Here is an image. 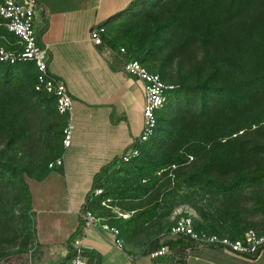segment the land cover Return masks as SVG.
<instances>
[{"label":"trees","instance_id":"16d2710c","mask_svg":"<svg viewBox=\"0 0 264 264\" xmlns=\"http://www.w3.org/2000/svg\"><path fill=\"white\" fill-rule=\"evenodd\" d=\"M123 20L129 27L128 44L114 35L117 25L111 35L103 28L105 40L119 51L124 49L128 59L139 61L145 68L156 54H163L165 64L176 60V77L164 74V63L159 66L164 78L146 69L177 88L157 112L153 136L130 148L136 149L138 156L128 162L114 158L95 174L85 209L115 227L121 240L130 239L155 209L148 210L143 200L166 178L159 189L175 180L216 200L217 205L210 210L194 207L196 231L241 238L248 231L243 229L248 224L245 213L264 214V192L263 199L248 194L264 183V143L260 141L264 139V0H134L106 24ZM17 43V38L0 26V47L17 51ZM37 75L32 62L0 63V223L8 214L3 190L14 180L25 201L23 214L30 220L27 240L33 241L35 213L24 178L43 181L51 170V160L46 170L32 175L26 167L12 166L2 157L24 142L42 143L49 153L58 149L57 141L62 143L67 118L58 116L53 95L35 91ZM54 111L56 120L51 119L44 128ZM96 190L101 194L95 196ZM157 197H150L149 202ZM251 200L255 205L248 207ZM111 206L131 216L113 219L108 214ZM180 216L187 215L175 217L158 236ZM226 224L234 235L217 232ZM258 234L264 235V230ZM26 247L13 251L8 264L31 263L33 251ZM72 255L69 248L68 256L57 264Z\"/></svg>","mask_w":264,"mask_h":264},{"label":"crops","instance_id":"0c3cea01","mask_svg":"<svg viewBox=\"0 0 264 264\" xmlns=\"http://www.w3.org/2000/svg\"><path fill=\"white\" fill-rule=\"evenodd\" d=\"M133 1L35 0L37 44L46 49L48 73L65 84L73 101L70 145L64 149L59 140L62 154L50 161L62 159V165L51 170L58 171L54 180L61 181L60 185L64 181L71 196L70 208L58 212L39 210L47 218L52 212L65 216L67 224L65 230L55 228L54 223L41 224L44 229L41 240L46 245L41 257L50 260L58 257L59 263L77 240L83 255L96 264H264V250L257 258H249L219 247L198 246L182 237L165 240L171 255L151 259L148 253L160 247L157 237L150 245H144L142 240L122 239L123 247L119 249L100 224L84 228L79 213L93 177L114 158H122L142 131L143 82L126 72V54L108 43L104 34L100 45L90 39L91 30L97 28H104L111 35L118 21L108 24L106 21ZM55 234L59 237L53 241ZM72 235L74 240L66 241ZM32 251L34 254L37 249Z\"/></svg>","mask_w":264,"mask_h":264},{"label":"rangeland","instance_id":"374dc122","mask_svg":"<svg viewBox=\"0 0 264 264\" xmlns=\"http://www.w3.org/2000/svg\"><path fill=\"white\" fill-rule=\"evenodd\" d=\"M129 30L128 23L126 21H120L115 27L114 35L119 38L122 43H127L126 34ZM163 54H156L149 58V61L145 63L146 68L154 73L159 74L163 78L165 77L159 71V66L164 63ZM176 60L168 62L165 64V75H170L176 77L178 73V67ZM167 81V80H166ZM176 84V83H174ZM171 114V111L168 110ZM56 112L54 111V116L46 120L44 128L48 127V123L51 119L56 120ZM172 116V115H170ZM264 143V139H260ZM55 145H58L55 143ZM3 146H0V151ZM62 154L61 147H58L53 153H49L46 150L44 144L38 145L37 143H20L17 149L8 152L7 156H3L2 160L7 161L10 165L15 167H26L32 175H37L41 173L48 161L54 160L55 157H60ZM58 171L49 170L47 171V176L41 182H37L33 179L25 177V181L29 186V191L31 194V201L34 210V217L32 218L35 227V239L27 240L26 225L30 223L28 218H25L23 214V209L25 205L24 198L20 194L16 182H10L8 186L3 190V200L4 206H6L7 216L4 217L5 221L0 223V264H8L9 259L13 251H16L23 245H27V249L32 251L37 249L31 258L32 264H57L59 258L56 257L52 260L41 257L40 252L46 245H43L41 240L42 232H44L41 224L51 223L55 224V228L59 230H65L67 224V217L61 216L56 213L57 210L69 209L68 198L71 200L64 188V181L54 180ZM54 178V179H53ZM173 179V178H171ZM166 180L163 178L160 180L156 187L151 189L150 196L144 201V206L150 211L148 213L147 219L140 222V226L136 228V231L130 236L131 240H142L144 245H150L153 243L154 239L158 236L162 230L170 226L178 213L183 214V212H188L192 214L196 219H198L197 212L194 207H204L207 210L213 208L217 205L215 199L210 196H203L198 189H186L183 185L178 184L177 181H172L169 187L159 189L158 187ZM261 192H264V183L259 187H254L248 191V194L255 195L263 199ZM155 201L149 202L152 196H157ZM93 198L90 197L88 201H92ZM255 200L248 202V207H253L255 205ZM107 207V206H105ZM52 210L55 213H50L49 218L46 215H41L39 210ZM85 207L82 208V211ZM109 215L113 219H127L131 216L130 212H126L119 207L111 206L109 208ZM47 214V212H45ZM247 225L243 227L244 231L253 230L258 233H263L264 230V214L258 212H246ZM47 218V222H46ZM144 222V223H143ZM202 223V221H201ZM203 224V223H202ZM46 226V225H45ZM47 228V227H46ZM48 231V230H47ZM220 234L234 235L228 224L221 226L217 229ZM41 234V235H40ZM59 234H55L52 238L53 241L57 240ZM70 239V237H69ZM68 239V240H69ZM27 240V242H26ZM41 240V241H40ZM66 239V241H68ZM74 240V236L71 242ZM38 241L39 246H38ZM65 242V241H64ZM43 247V248H42ZM31 256V255H30ZM41 257V258H40ZM30 258V257H29ZM40 258V259H39Z\"/></svg>","mask_w":264,"mask_h":264},{"label":"built area","instance_id":"2783aa9c","mask_svg":"<svg viewBox=\"0 0 264 264\" xmlns=\"http://www.w3.org/2000/svg\"><path fill=\"white\" fill-rule=\"evenodd\" d=\"M35 0H0V26L4 27L10 34L15 36L20 47L17 51H8L4 47H0V63L15 64L17 62H32L37 71V79L35 91H45L47 94L56 98V111L59 115L67 118L66 126L62 131V147L68 148L71 142L73 126L71 123L73 114V101L69 95L64 83L58 81L48 73V56L46 49H42L37 44V37L34 29V9ZM103 28L92 29L90 39L95 45L102 43L101 35ZM120 52L125 53L124 49ZM125 70L132 76L137 77L143 82L144 106L142 110V131L136 141L137 143L146 142L153 136L157 126V112L164 106L167 101L168 94L177 86L163 82L157 74H152L137 60L127 59L125 62ZM138 156L136 149H131L122 157L123 162ZM62 165V159H58L48 165L49 169ZM101 190H96L94 195L101 194ZM104 205V204H103ZM187 216H180L170 229L161 233L157 237L159 241V249L149 252L151 259H156L171 252L165 240L176 237L185 238L198 246L219 247L231 253L257 258L264 250V235H259L253 230H248L241 238L231 239L204 231H196L193 226L194 216L188 212H183ZM181 215L179 213L177 216ZM79 217L83 222L84 228H96L100 224V228L110 234L113 244L121 249L123 242L119 237V231L115 227L109 226L103 218L98 217L95 213L88 209H84L79 213ZM72 257L62 264H91L83 255L80 244L77 240L72 245ZM31 264V263H27ZM185 264V263H174Z\"/></svg>","mask_w":264,"mask_h":264}]
</instances>
